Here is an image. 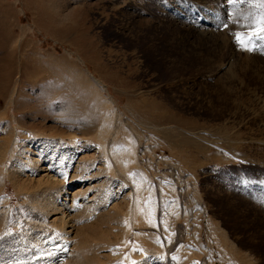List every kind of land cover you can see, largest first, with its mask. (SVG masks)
Returning <instances> with one entry per match:
<instances>
[{
	"label": "rangeland",
	"instance_id": "rangeland-1",
	"mask_svg": "<svg viewBox=\"0 0 264 264\" xmlns=\"http://www.w3.org/2000/svg\"><path fill=\"white\" fill-rule=\"evenodd\" d=\"M262 17L0 0V264H264Z\"/></svg>",
	"mask_w": 264,
	"mask_h": 264
},
{
	"label": "snow or ice",
	"instance_id": "snow-or-ice-1",
	"mask_svg": "<svg viewBox=\"0 0 264 264\" xmlns=\"http://www.w3.org/2000/svg\"><path fill=\"white\" fill-rule=\"evenodd\" d=\"M232 2H235V0H232ZM260 33H264V17L261 18V21L259 22V26L256 28L253 35H258L260 39H264V35H260ZM237 42L244 47L246 50L248 48V41L245 36L238 35L237 36Z\"/></svg>",
	"mask_w": 264,
	"mask_h": 264
},
{
	"label": "bare ground",
	"instance_id": "bare-ground-1",
	"mask_svg": "<svg viewBox=\"0 0 264 264\" xmlns=\"http://www.w3.org/2000/svg\"><path fill=\"white\" fill-rule=\"evenodd\" d=\"M92 76V75H91ZM91 78V77H90ZM92 78H94V77H92ZM70 166V165H69ZM61 176V175H60ZM58 179V178H57ZM59 202V201H58ZM65 217V216H64ZM56 219V218H55ZM55 222V221H54ZM30 260V259H29Z\"/></svg>",
	"mask_w": 264,
	"mask_h": 264
}]
</instances>
